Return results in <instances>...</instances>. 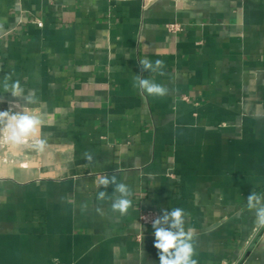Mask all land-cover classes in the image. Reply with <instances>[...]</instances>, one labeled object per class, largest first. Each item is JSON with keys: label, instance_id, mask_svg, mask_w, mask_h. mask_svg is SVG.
<instances>
[{"label": "crops", "instance_id": "crops-1", "mask_svg": "<svg viewBox=\"0 0 264 264\" xmlns=\"http://www.w3.org/2000/svg\"><path fill=\"white\" fill-rule=\"evenodd\" d=\"M188 3L0 0V111L25 105L7 77L44 120L39 166L0 160V264H159L140 216L174 208L198 264H264L247 208L264 195V0ZM113 175L133 193L125 215L96 184Z\"/></svg>", "mask_w": 264, "mask_h": 264}, {"label": "clouds", "instance_id": "clouds-1", "mask_svg": "<svg viewBox=\"0 0 264 264\" xmlns=\"http://www.w3.org/2000/svg\"><path fill=\"white\" fill-rule=\"evenodd\" d=\"M140 65L145 71L156 72L161 70L160 74L163 75L164 62L162 60H156L153 63L145 58L140 61ZM7 80L6 77L3 84L4 91L11 93L14 98H23L25 105L13 103L9 109L0 111V141L10 147H21L25 146L27 141L34 140L36 143L32 146L37 151H42L44 141L40 139V129L44 120L39 108H29V105L37 103L35 94L25 95V89L18 80L11 84ZM135 81L134 87H138L149 95L162 97L168 92L163 85L148 78L137 75ZM13 109L18 110L14 111ZM96 184L97 187L104 189L113 186L112 194L115 197L111 204L113 212L125 215L132 207L131 196L133 193L131 188L125 183L117 182L115 175L110 177L97 176ZM106 196L105 191H99L97 199L103 200ZM247 208L255 210L258 224L264 226V195L252 191L247 197ZM186 215L182 208H174L170 211H164L162 216L152 221L155 236L154 247L158 250L159 264H198L197 259L194 258L196 255L194 247L195 230L191 227L185 229ZM141 239L143 240V235ZM223 264H227V261H224Z\"/></svg>", "mask_w": 264, "mask_h": 264}, {"label": "rangeland", "instance_id": "rangeland-1", "mask_svg": "<svg viewBox=\"0 0 264 264\" xmlns=\"http://www.w3.org/2000/svg\"><path fill=\"white\" fill-rule=\"evenodd\" d=\"M28 142H29L28 146H21V147H19L15 151L16 154L13 155L14 151H12V152L10 151L11 150L10 146H8L6 144L3 145L2 144L3 142L0 141V145H1V147H0V160L3 161V163H5V164H11L10 161L15 162L14 164L16 165L15 166L16 168H17L18 165H21L22 162H25V161L32 160V162H37L38 161V158H39V156H37L39 151H37V149L32 146V145H34L36 143V141L29 140ZM43 152H45V154H48V151H43ZM28 156H30V157L27 158ZM34 166L35 165H33L31 167H34Z\"/></svg>", "mask_w": 264, "mask_h": 264}, {"label": "built area", "instance_id": "built-area-1", "mask_svg": "<svg viewBox=\"0 0 264 264\" xmlns=\"http://www.w3.org/2000/svg\"><path fill=\"white\" fill-rule=\"evenodd\" d=\"M187 1L188 0H175L177 5L180 7H187L189 5V3L187 4ZM168 29L172 33H177L182 31L183 27L178 23H171L168 25ZM157 217H159L157 212L151 210H145L142 211L140 219L142 224L147 226H152V221Z\"/></svg>", "mask_w": 264, "mask_h": 264}, {"label": "bare ground", "instance_id": "bare-ground-1", "mask_svg": "<svg viewBox=\"0 0 264 264\" xmlns=\"http://www.w3.org/2000/svg\"><path fill=\"white\" fill-rule=\"evenodd\" d=\"M3 145L5 144V143H2ZM28 144H29V142L27 141V143H26V145L25 146H28ZM7 145V144H6ZM0 147H1V145H0ZM6 147V146H5ZM11 148V152L12 151H14V153H13V155H15L16 154V150L19 148V147H10ZM9 149V148H8ZM21 153V152H20ZM24 156V155H23ZM33 156V155H32ZM29 157V156H28ZM27 157V158H28ZM31 159V158H30ZM11 162V165L12 166H16L14 163L15 162H12V161H10ZM13 163V164H12ZM21 165H24V166H29V167H31V166H33V165H37L38 166V163L37 162H32V160H30V161H25V162H22V164ZM21 165H18V166H21Z\"/></svg>", "mask_w": 264, "mask_h": 264}]
</instances>
